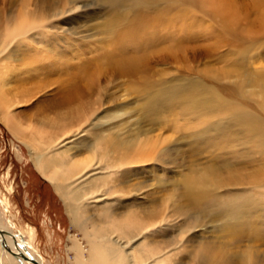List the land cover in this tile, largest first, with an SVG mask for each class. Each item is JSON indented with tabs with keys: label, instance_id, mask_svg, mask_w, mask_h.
I'll list each match as a JSON object with an SVG mask.
<instances>
[{
	"label": "rangeland",
	"instance_id": "1",
	"mask_svg": "<svg viewBox=\"0 0 264 264\" xmlns=\"http://www.w3.org/2000/svg\"><path fill=\"white\" fill-rule=\"evenodd\" d=\"M3 7L0 0V49L8 45L11 34ZM90 9V15L79 13L81 18L72 22L79 31L74 35H83V40L57 55L52 73L42 76L34 63L23 61L33 42L21 38L13 50L0 53V197L9 203L12 217L7 221L13 231L23 238L33 228V246L45 264H71L69 234L85 244L64 199L53 182L37 171L31 153L33 147L40 151L52 140H60L39 126L43 118L64 108L58 88L63 78L80 70L81 63L90 62L82 73L99 71L106 88L87 117L81 118L80 126L70 129L48 156L84 162L92 157L91 142L104 135L139 147L137 159L131 160L135 162L114 169V159L105 156L108 165L102 159V169H91L75 181L68 179L71 187L78 188L104 176L103 182L98 181L103 183L100 195L131 192L130 197L86 202L82 211L86 224L92 226L93 219L106 222L109 230L116 228L115 234L126 232L122 237L127 240L133 232L120 226L125 220L119 217L122 213H129L138 232L146 217L157 223L167 213L165 230L138 236L133 243L139 260L148 256L157 257L153 264H201L198 248L206 244L230 256L234 264H243L246 258L264 264V141L248 131L247 122L230 119L233 109L243 107L264 119V35L240 45L203 35L195 39L183 29L167 42L169 53L141 60L138 74H112L110 60L104 57L111 46L100 38L107 37L104 27L94 28L104 16L93 12L103 15L105 10L98 5ZM254 16L250 12L249 18ZM200 18L195 8L186 15L190 33L214 24L203 17L200 25L196 23ZM161 73L165 80L155 85H161L168 104L150 111L155 95L141 90L140 78L147 74L159 81ZM80 96L96 98L88 92ZM197 100L210 105H196ZM144 144L147 150L141 151ZM189 194L206 195L208 202L199 207Z\"/></svg>",
	"mask_w": 264,
	"mask_h": 264
},
{
	"label": "bare ground",
	"instance_id": "2",
	"mask_svg": "<svg viewBox=\"0 0 264 264\" xmlns=\"http://www.w3.org/2000/svg\"><path fill=\"white\" fill-rule=\"evenodd\" d=\"M3 2V9L6 10L7 23L9 24L7 30L11 34L10 42L8 45L3 43L4 47L0 49V53L13 50V44L21 38L25 42L26 40L33 42L35 46H28V49H32L33 53H30V50L29 53L26 51V57L23 61L26 64L34 63V69L42 76L54 70L58 54L66 52L67 48H70L75 41L83 40V35H74L79 31L76 26L72 25V22L75 18H81L79 13L90 15V8L94 5L105 10L103 15L93 12L95 16H104L103 21L98 22L94 28L104 27L107 37L100 36V38L109 42L111 46L104 52V57L110 60L109 68L112 70V74H138L139 62L148 60L151 55L157 56L162 51L169 53L167 42L174 40L179 31L183 29L195 39L198 35H203L204 38L213 41L218 39L219 41H229V43L239 41L241 42L240 45L250 41V39L255 40L257 36L264 35V0H3ZM194 8L201 12L202 18L206 17L214 22L213 25L205 26L200 33H190L187 26L189 23L186 21V15ZM250 12L255 14L253 20L249 18ZM178 18L182 21L179 26L177 25ZM202 18L198 19L196 23L201 25ZM254 25H257L258 28L254 29ZM221 34H225L226 38H223ZM248 37L251 38L248 40ZM175 48L176 46L173 49ZM89 64L90 62L81 63L78 66L80 70L67 73L58 86L62 92L59 103L63 104L64 108L57 111L53 116L42 117L43 120L39 127L46 129L51 138L56 137L60 140L56 143H53L55 140H52L40 151L33 147L32 161L37 171L53 182L55 190L67 205L73 225L81 231L80 234L85 240V244H83L76 235L69 234L70 243L67 245V250L73 252L72 257H70L71 264H153L157 257L146 256V259L139 260L137 252L134 251L133 243L137 241L138 236H146L165 230L164 228L169 224L167 213L161 214L162 216L157 223L146 217V222L139 232L132 226L135 224L129 218V213H122L119 217L120 219L125 218V220L119 223L120 226L125 225L124 228L122 227L123 229H131L130 232H133L125 240L122 234L126 235L124 234L126 232L115 234L116 228L114 231L112 228L109 230L105 225L106 222L105 224L98 223L96 219H93L91 221L93 225H87L82 211L86 202H90L91 199L98 203V201L119 199L126 195L130 197V191L115 190L112 193L114 196L111 194L100 195L103 189L101 182H103L104 176L89 180L86 182L88 186L85 184L82 185L83 187L75 188V185L71 187L68 184V179L75 181L76 176L83 177L91 169H102L103 165L101 166L100 163H102V159H105V156L114 159L112 166L114 169H118L121 163L135 162L131 160L134 157V160L137 159L136 152L139 146L135 149L136 145L133 142L117 140L104 135L91 142L92 157L86 159L84 161L86 163L77 159L61 160L47 154L49 150H55L56 144L68 137L66 135L70 129L74 128L76 124L80 126L81 118L87 117L89 109L94 108L97 98L106 88L101 83L99 71L82 73V70L87 68ZM159 77L157 79L159 81L151 80L150 75L147 74L140 78L141 90L153 91L155 95L149 102L151 108L148 110L150 111L155 106L153 111L161 105L168 104L159 87L161 85H155L161 84L165 80L162 78V73ZM85 92L90 93L92 97L96 96V98H81L80 95ZM195 104L203 105V107L210 105L203 104V101L200 100H197ZM150 117H153L152 112ZM231 118L234 121L240 119L241 122H247L248 131L257 136L260 142L264 141V119L262 117L243 107L233 109ZM73 133L77 134L78 132L74 131ZM140 149L146 151L147 144L142 145ZM140 154L141 157L145 156L143 152ZM104 161L105 163H103L108 165V160L105 159ZM140 161L142 158L138 162ZM129 170L128 168L125 169L126 172ZM95 173L97 171L93 174ZM86 178L81 183L86 181ZM100 180L101 182L98 183ZM189 195L199 207L208 202L206 195ZM210 196L216 200L219 198L215 193H210ZM9 209L8 201L0 197V264H45L44 257L33 246V240L36 236L33 228L31 227L28 232H25L23 238L18 236L7 221L9 217H12ZM159 212L165 213V211ZM110 224L115 223L113 221ZM214 250L216 249H211L206 244L198 248L201 264H234L230 256ZM243 264H255V262L251 258H246Z\"/></svg>",
	"mask_w": 264,
	"mask_h": 264
},
{
	"label": "water",
	"instance_id": "3",
	"mask_svg": "<svg viewBox=\"0 0 264 264\" xmlns=\"http://www.w3.org/2000/svg\"><path fill=\"white\" fill-rule=\"evenodd\" d=\"M39 264V263H38Z\"/></svg>",
	"mask_w": 264,
	"mask_h": 264
}]
</instances>
